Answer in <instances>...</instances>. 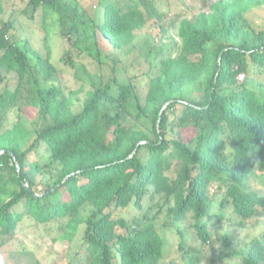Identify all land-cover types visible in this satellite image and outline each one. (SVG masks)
<instances>
[{
    "label": "trees",
    "instance_id": "16d2710c",
    "mask_svg": "<svg viewBox=\"0 0 264 264\" xmlns=\"http://www.w3.org/2000/svg\"><path fill=\"white\" fill-rule=\"evenodd\" d=\"M92 2L28 0L0 20V264H41L7 249L25 220L80 237L71 264H162L164 216L191 221L200 247L179 249L200 264L215 230L264 216L251 186L264 177V0L182 19L179 54L158 60L155 44L135 45L162 21L154 0ZM24 14L41 18L45 55L19 39ZM68 72L79 88L66 90ZM210 264H264V233Z\"/></svg>",
    "mask_w": 264,
    "mask_h": 264
},
{
    "label": "rangeland",
    "instance_id": "374dc122",
    "mask_svg": "<svg viewBox=\"0 0 264 264\" xmlns=\"http://www.w3.org/2000/svg\"><path fill=\"white\" fill-rule=\"evenodd\" d=\"M28 0H3L4 14L0 20L8 21L14 9H22ZM83 5L89 7L92 0H80ZM156 7L162 16V21H151L142 31L137 33L135 45L146 48L148 44H155L157 49L156 60L163 55H178L180 52V39L178 37L179 22L184 19H194L202 12H207L210 6L217 0H154ZM41 18L36 21L30 19L26 14L16 18V33L19 39L29 41L34 49L42 54H46L43 41L44 31L41 25ZM56 65L63 68L60 57L64 52L63 40L57 35L51 42ZM123 56V55H122ZM129 58L123 56V65L130 63ZM122 78V77H121ZM66 90H74L81 86L72 72H68L67 80L64 81ZM148 80L142 82V93L146 92ZM89 88V87H88ZM84 97V94L80 96ZM24 106L25 103L21 102ZM30 117L35 116L34 111H28ZM10 122L15 120V113L10 117ZM254 190L264 193V177L257 173L251 180ZM213 193V192H212ZM218 204V201H217ZM217 208V207H216ZM215 208V212L216 211ZM233 221L214 231L212 243L204 248L202 261L200 264H210L215 258L216 252L224 255L230 251L240 250L251 239L264 233V216L253 225L240 227ZM167 223V224H166ZM158 228L166 241V255L162 264H192L188 258L180 251V243L184 240L188 247H200V243L194 233L191 221H184L179 224L170 223L165 216L158 221ZM228 242V243H226ZM80 243V237L73 239H60L56 225L44 226L36 225L29 220H25L17 231L16 238L7 248L8 251L27 250L39 259L41 264H71L74 251ZM5 254L7 252L5 251Z\"/></svg>",
    "mask_w": 264,
    "mask_h": 264
},
{
    "label": "clouds",
    "instance_id": "9594fccd",
    "mask_svg": "<svg viewBox=\"0 0 264 264\" xmlns=\"http://www.w3.org/2000/svg\"><path fill=\"white\" fill-rule=\"evenodd\" d=\"M249 157H250L251 162L253 164H258L260 162V159L258 158L257 154H255L253 152H249Z\"/></svg>",
    "mask_w": 264,
    "mask_h": 264
},
{
    "label": "water",
    "instance_id": "95a60500",
    "mask_svg": "<svg viewBox=\"0 0 264 264\" xmlns=\"http://www.w3.org/2000/svg\"><path fill=\"white\" fill-rule=\"evenodd\" d=\"M164 109H165V108H164ZM164 109H163V111H164ZM163 111L161 112V115H162Z\"/></svg>",
    "mask_w": 264,
    "mask_h": 264
}]
</instances>
